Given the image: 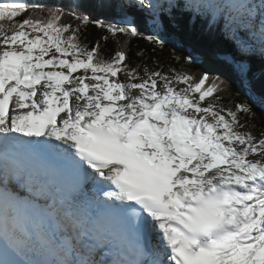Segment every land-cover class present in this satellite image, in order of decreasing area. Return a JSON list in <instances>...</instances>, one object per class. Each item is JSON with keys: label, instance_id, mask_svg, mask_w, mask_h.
<instances>
[{"label": "snow or ice", "instance_id": "1", "mask_svg": "<svg viewBox=\"0 0 264 264\" xmlns=\"http://www.w3.org/2000/svg\"><path fill=\"white\" fill-rule=\"evenodd\" d=\"M257 61L264 0L0 2V264H264Z\"/></svg>", "mask_w": 264, "mask_h": 264}, {"label": "trees", "instance_id": "2", "mask_svg": "<svg viewBox=\"0 0 264 264\" xmlns=\"http://www.w3.org/2000/svg\"><path fill=\"white\" fill-rule=\"evenodd\" d=\"M182 38L186 44H192L205 49H224L227 47L226 43L218 36L208 37L203 34L199 25L190 28L186 22ZM254 71L257 73L264 71V65H261L259 61L255 62ZM257 88L259 89V81L257 82Z\"/></svg>", "mask_w": 264, "mask_h": 264}, {"label": "rangeland", "instance_id": "3", "mask_svg": "<svg viewBox=\"0 0 264 264\" xmlns=\"http://www.w3.org/2000/svg\"><path fill=\"white\" fill-rule=\"evenodd\" d=\"M0 1H3V0H0Z\"/></svg>", "mask_w": 264, "mask_h": 264}]
</instances>
